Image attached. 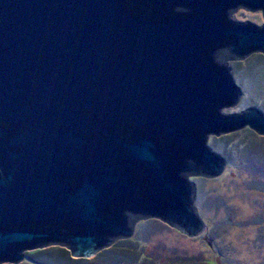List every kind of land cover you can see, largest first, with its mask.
I'll return each instance as SVG.
<instances>
[{
    "label": "water",
    "instance_id": "1",
    "mask_svg": "<svg viewBox=\"0 0 264 264\" xmlns=\"http://www.w3.org/2000/svg\"><path fill=\"white\" fill-rule=\"evenodd\" d=\"M264 0H0V264L59 247L90 259L157 220L206 225L189 177L207 146L264 114L237 106L230 61L264 56Z\"/></svg>",
    "mask_w": 264,
    "mask_h": 264
},
{
    "label": "rangeland",
    "instance_id": "2",
    "mask_svg": "<svg viewBox=\"0 0 264 264\" xmlns=\"http://www.w3.org/2000/svg\"><path fill=\"white\" fill-rule=\"evenodd\" d=\"M230 20L257 26L264 22L260 12L243 9L231 12ZM262 62L264 57L260 54L229 62L232 79L242 94L237 106L223 109L221 113L234 114L255 107L264 114V104L250 100L241 104L244 96L241 78ZM254 82L247 79V85L253 90ZM259 94L264 99V87ZM207 146L224 159L226 166L221 177H189L202 194L198 206L195 202L194 206L206 225L204 233L189 238L162 222L146 220L147 225L136 224L134 235L128 239H137L134 244L116 241L99 253V261L113 258L123 259L122 264H264V137L243 129L220 137L209 136ZM61 249L48 247L25 252L19 264H33L29 259L34 260L35 256L30 254L36 252L41 259L62 260V264H101L94 257L73 259L68 251ZM132 254L138 255L136 260Z\"/></svg>",
    "mask_w": 264,
    "mask_h": 264
},
{
    "label": "trees",
    "instance_id": "3",
    "mask_svg": "<svg viewBox=\"0 0 264 264\" xmlns=\"http://www.w3.org/2000/svg\"><path fill=\"white\" fill-rule=\"evenodd\" d=\"M253 71H250L247 74H244V76H242L243 78H241V85L243 87L244 96H245V97L243 96V101L241 103L242 105L245 104L246 100H250L256 104H258V103L264 104V99L259 97L260 95L263 96V94H259V91H260L261 87L262 88L264 87V62L260 63V65L258 67L256 66ZM248 78L255 81L254 82V85H255L254 90H253L252 86L249 87L247 85V79ZM260 99H261V102H259ZM201 197H202V194H201L200 189L196 190V198H195V205L196 206H198ZM139 223H141L140 226H144V225H147L148 221H142ZM139 233H140V228H139L138 234ZM136 240L137 239L133 238L131 240H127L126 243L134 244ZM123 241L124 240L118 241V242L122 243ZM126 243H122V244H126ZM61 250H64V249H61ZM65 252H67V251H65ZM33 254L34 253H32L30 255L35 256L34 260H36V262L34 260H32L33 257H31V259H29V261L33 264H62V260L54 261L53 259H48V258H46V259L42 258L41 259L38 257L37 252L35 253V255H33ZM98 255H99V253L96 255L97 257L96 256L94 257L95 259L97 258V260L100 258ZM128 256H130V255L128 254ZM132 256H133V260H136L138 255L132 254ZM99 262H101V264H122L124 262V260L123 259L114 260L113 258H107V259H100Z\"/></svg>",
    "mask_w": 264,
    "mask_h": 264
}]
</instances>
